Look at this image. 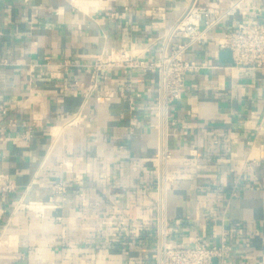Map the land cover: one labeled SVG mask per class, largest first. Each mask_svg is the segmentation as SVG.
<instances>
[{"label":"crops","instance_id":"1","mask_svg":"<svg viewBox=\"0 0 264 264\" xmlns=\"http://www.w3.org/2000/svg\"><path fill=\"white\" fill-rule=\"evenodd\" d=\"M188 1L0 0V173L17 185L0 197V264L156 263L157 73L113 68L89 92L91 70L63 63L113 48L151 63ZM249 14L189 49L209 67L187 76L170 111L171 241L226 234L228 264H264V71L233 68L217 45ZM58 182L68 195L51 201Z\"/></svg>","mask_w":264,"mask_h":264},{"label":"built area","instance_id":"2","mask_svg":"<svg viewBox=\"0 0 264 264\" xmlns=\"http://www.w3.org/2000/svg\"><path fill=\"white\" fill-rule=\"evenodd\" d=\"M244 8L250 10L248 19L241 20L232 31H227L217 40L222 50L231 52L234 60L233 68L249 71H264V0H231L226 6L217 3H202L201 0H189L180 16L170 29L161 35L158 40L160 49L158 57L153 62L141 59V54L126 48L110 49L95 58L91 63L73 64L65 61V67L83 66L91 70V84L89 92L99 87L102 72L113 68H140L145 72L153 71L158 76V89L155 108L157 111V125L160 132L159 148L156 155V173L154 187L156 212V251L155 264H228L232 251L227 242L226 234L220 243L213 246L197 243L193 247L174 244L171 241V224L167 215V200L173 187L174 178L170 174L169 166L173 154L168 145L170 111L178 102L186 87L187 76L209 67L207 62L186 60L185 56L194 45L208 40L209 34L222 25L228 18L237 16ZM177 40H180L176 43ZM182 40V41H181ZM113 93L107 92L106 99H111ZM1 109H4L2 106ZM0 132L3 134V129ZM28 140L32 132L26 130L22 136ZM219 144L218 142H216ZM74 180L80 181V176ZM17 189L15 180L9 174L0 173V197H7ZM68 188L64 182L54 184V193L51 197L65 200ZM79 196H83L82 193ZM42 202H30L31 209L42 210ZM46 207V205H44ZM57 207L56 205H51ZM110 224L115 223V211L111 210ZM123 222V221H121Z\"/></svg>","mask_w":264,"mask_h":264},{"label":"water","instance_id":"3","mask_svg":"<svg viewBox=\"0 0 264 264\" xmlns=\"http://www.w3.org/2000/svg\"><path fill=\"white\" fill-rule=\"evenodd\" d=\"M217 260H215V262H216Z\"/></svg>","mask_w":264,"mask_h":264},{"label":"bare ground","instance_id":"4","mask_svg":"<svg viewBox=\"0 0 264 264\" xmlns=\"http://www.w3.org/2000/svg\"><path fill=\"white\" fill-rule=\"evenodd\" d=\"M77 122V121H76Z\"/></svg>","mask_w":264,"mask_h":264}]
</instances>
